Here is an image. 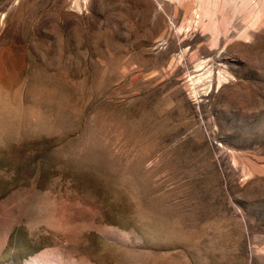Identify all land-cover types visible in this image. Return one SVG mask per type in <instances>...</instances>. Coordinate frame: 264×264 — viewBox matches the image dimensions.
<instances>
[{"label":"rangeland","instance_id":"1","mask_svg":"<svg viewBox=\"0 0 264 264\" xmlns=\"http://www.w3.org/2000/svg\"><path fill=\"white\" fill-rule=\"evenodd\" d=\"M0 264H264V0H0Z\"/></svg>","mask_w":264,"mask_h":264}]
</instances>
